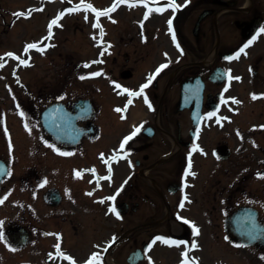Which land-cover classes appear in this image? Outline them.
I'll use <instances>...</instances> for the list:
<instances>
[{
	"label": "flooded vegetation",
	"instance_id": "obj_1",
	"mask_svg": "<svg viewBox=\"0 0 264 264\" xmlns=\"http://www.w3.org/2000/svg\"><path fill=\"white\" fill-rule=\"evenodd\" d=\"M229 1L235 7L244 2ZM198 2L208 4L211 11L200 28L198 41L202 43H199V47L202 50H206V47L210 49L214 45V36L216 43L219 31L220 40L214 59L204 63L179 61L173 64L171 69L166 66L157 74L160 65H157V60L146 59L143 46L139 44L135 45L133 50L124 52L123 66H118L121 80H124L122 75L126 76L128 73L129 78L138 77L140 72L147 80L154 76L144 93L138 96L139 107L144 110V118L139 121L140 130L128 143V147L135 152L131 162L134 164V174H127L129 179L120 187L115 203L122 219L116 227L123 233L127 225L132 224L133 234L135 233L132 240L136 244L142 241V229L153 227V223H169L167 234L177 238L184 237L189 241L193 232L188 225L183 224L189 220L181 217L188 216L195 223H202L197 217L201 207L206 205L207 198L211 199L209 209L212 214L222 208L223 201L228 211L229 208L233 210L254 200V195L248 192L247 188L250 180L249 169L238 174L240 141L247 145L252 134H244L242 139H239L237 116L230 108H226L228 114H224L220 104L225 99L222 89L226 81L216 83L209 78L217 66L226 65L229 53L243 48L245 39L241 31L247 23L256 17H261L264 22V0H251V8L244 11L238 9L241 6L222 10L224 5L216 4V0ZM164 3L166 0H152L151 7H162ZM186 12H189L187 7L180 10L178 15L184 17ZM215 14L218 16L217 21L214 20ZM163 15V12H159L162 24L159 26L157 19L153 29L145 28L146 23L142 21L137 29H125L122 37L124 45H128L137 36L141 41L142 35L151 36L153 32L162 31L165 25ZM231 18L233 26L236 25L234 31L230 28ZM143 63H148L154 68L149 72L142 67ZM230 69L237 75H245L250 79L252 77L254 81L264 80V55L256 56L246 68L243 64L233 63ZM198 76L205 80L201 101V130L196 129L192 120L191 109L195 108L196 100L192 101L191 109L180 107L182 82L187 79L193 82ZM191 85L195 86L194 83ZM145 94L151 101L150 108L146 107L149 104L145 101ZM219 94L220 98H217ZM120 99L114 96L110 101L113 109L120 104ZM218 100L219 109L214 107ZM210 112L216 115L208 117ZM222 121L225 123L222 124ZM147 126L149 127L146 128ZM228 126L231 127L229 150L226 146ZM55 148L64 151L62 146L55 145ZM225 150L229 151L226 160L230 166L223 172L215 167L212 161L219 158L220 163L223 160L221 154ZM39 151V156L33 157V163L24 168L21 178H13L12 181L11 178L7 187L0 188V198L7 197L0 207L8 205L12 209L22 211L21 215L3 220L6 232L13 234L21 227L25 228L28 241L23 249L38 253L39 264H70L59 253L55 256L57 251L71 255L77 262L88 261L93 253H97L106 264V228L110 227V223H106V199L111 195L110 191L106 192V179L102 187L95 191L91 177L78 178L77 172L62 171L59 162L55 171H47L46 151L41 147ZM247 157L249 153L242 158ZM189 158L192 159L191 169ZM143 169L148 170V176L143 173ZM226 173H230L231 178ZM224 176L227 179H224ZM18 180L24 184L21 197L19 190L14 188ZM52 189H55L54 193H50ZM182 204L189 208V212H195L197 217L183 212ZM96 205L101 206L103 211L101 215H97V223ZM173 223L180 225L174 227ZM214 223H220V219L216 218ZM6 243L9 249L18 248L13 242ZM57 244L60 245L59 249L56 248ZM12 264H15L14 261ZM24 264H30V261L27 260Z\"/></svg>",
	"mask_w": 264,
	"mask_h": 264
},
{
	"label": "rangeland",
	"instance_id": "obj_2",
	"mask_svg": "<svg viewBox=\"0 0 264 264\" xmlns=\"http://www.w3.org/2000/svg\"><path fill=\"white\" fill-rule=\"evenodd\" d=\"M74 1V0H71ZM87 2V0H85ZM98 1L101 5H104L106 3L109 2V0H96ZM20 2V3H19ZM0 3L2 4L1 8L3 10H7V7H14L13 5H18V4H22L23 1L22 0H0ZM61 4V3H60ZM22 6V5H21ZM63 7V4L60 5V7ZM17 8V7H16ZM15 8V9H16ZM55 10V8L53 9V11ZM51 15L50 13H44L43 15H39L37 17H33L31 20H27L24 22H21L19 24V27L17 25L18 28H15L13 30L12 33V37L10 39L9 42V46L11 45H17L16 40L18 37H21L22 35L26 34L29 31V36L27 40H33L35 38H37L40 35V38L42 37V33L44 32L45 29V22L48 18V16ZM80 16H82L81 13H79ZM133 14H125L122 17V20L120 21V24L117 26H110L112 29L118 27V30L111 32L112 35H110L114 40L117 37V34L120 35L121 33V28L124 26V23L128 22V18L131 17ZM3 17L4 14L2 13L0 15V22H3ZM85 18L83 17H79L77 18L75 15L69 14V16L67 18H65L63 20V26L61 28V30L59 31V36L58 37V41L56 42V44L54 45V47H51V51L46 54H37L35 56V59L37 61V63L40 62V65H44V72L43 74H45V82H50L48 88H54L56 85H58L59 87L61 85L64 86L65 81L67 80L68 82L70 81V77L72 76V85L71 86H75L78 84V82L73 78L75 75H73L75 73V63L71 62L74 58L75 61H81L84 63H80V65H85L87 63V61H85L86 59H90V58H94L98 51L99 48L96 45L95 39L100 31L99 26H97L96 24L93 23V21L91 20V23H86V21L84 20ZM19 22V21H18ZM17 22V23H18ZM183 24H185L184 28H187L189 25V20H186V22L182 21ZM7 23V22H6ZM77 28H81L82 30H84L83 33H81L82 31L78 32V34L75 33V31L77 30ZM4 28L2 26V24L0 23V34L1 32H3ZM3 39L4 38V32H3ZM187 40L189 43H192V35L191 32L189 30V33L187 34ZM48 42L53 41L51 39L48 38L47 40ZM53 46V45H52ZM8 45L4 44V45H0V48L4 49L7 48ZM20 49V48H19ZM118 50V48H117ZM3 51V50H2ZM49 51V50H48ZM1 52V51H0ZM18 52V50H17ZM104 52H106V48L104 49ZM21 53L22 52H18ZM117 53L119 54V52L117 51ZM21 59H23L22 55L20 56ZM83 69V66H82ZM84 70H86V68L84 67ZM66 73V75H65ZM72 73V74H71ZM80 75V74H79ZM67 77L66 80L63 79V77ZM70 76V77H69ZM96 81V80H95ZM42 82L44 83V81L42 80ZM70 86V84H69ZM262 89V87H261ZM4 92V89L2 88V85L0 84V98H1V93ZM103 115L104 117H101V125H105L106 126V93H104L103 95ZM257 107L256 102L253 104H247V107ZM263 106L262 104H260L258 107ZM25 123V121L23 120V124ZM21 121L15 122V125L13 126L14 131L12 133H14L15 135H11L14 136V138L12 139V143H17L20 140L21 141H25L26 139L32 138V140H35L36 137L27 129L24 130V132H21ZM99 145L97 146H102L101 143H98ZM22 148V147H21ZM20 154V153H19ZM13 162L15 165H17V167L20 168V171H24L23 169V163L24 160L21 156H14L13 157ZM103 213L102 211V207L101 206H95V214L96 215H101ZM209 224V223H207ZM207 242L210 244L209 242V237H207ZM223 242V246H222V251L223 254L227 253V250H225V248L228 249V247L226 246V243L223 241H221V243ZM215 244V240L212 242ZM208 244V247H209ZM213 245V244H212ZM7 254H5L6 256ZM23 257L21 256V259ZM5 262L6 263H12L13 260L12 258H5Z\"/></svg>",
	"mask_w": 264,
	"mask_h": 264
},
{
	"label": "snow or ice",
	"instance_id": "obj_3",
	"mask_svg": "<svg viewBox=\"0 0 264 264\" xmlns=\"http://www.w3.org/2000/svg\"><path fill=\"white\" fill-rule=\"evenodd\" d=\"M135 2H136V3H145V4H149V11H148V14H151V12L153 11V9H152V7H151V2H152V0H135ZM82 6H83L84 8H86V9H91L92 11H94V12L96 13V15H97V18H99V16H100L101 14H107V13L109 12L108 9L101 10V9L95 8V7H94L92 4H90V3H88V4H84V3H83V0H82L81 5H77L75 8H70V9H68V11H77V10H79L80 7H82ZM114 7H115V6H113V9H112V10H114ZM180 7H182V5L178 4V3L176 2V0H169V2L164 3L162 7H160V6L156 7V8H155V11L163 12V11L166 10L167 8L178 9V8H180ZM18 15H21V16L31 15V12H23V11H21V12L18 13ZM63 15H64V13L61 12L56 18H54V19L51 21V23H50V25H49V28L51 29V27H52L53 25H56V24L59 22L60 18H61ZM146 18H147V17H146ZM169 24H171V20H169ZM97 26H100V25H99V21H98V19H97ZM260 32H264V28H261V29H260ZM51 35H52V33H51V31H50V32H49V36H51ZM258 35H259V34H258ZM173 38L175 39V32H174V30H173ZM253 39H255V37H254ZM248 43L251 44L252 41H249ZM177 46L179 47V44H177ZM247 46H248V45H245L244 48H241L240 51L237 52V53L235 54V57H231V56H230V57H228L227 59L239 58L240 53H241V52H244L245 49L247 48ZM33 48H37V49H39L40 51H43V48L41 47L40 42H32V43H28L27 46H26L25 51H28L29 49H33ZM181 50H182V49H181ZM5 55L16 57V59L19 60L20 63H22V64H24V65H28V64L30 63V59H21V57L17 56L16 53H14V52H8V53H6ZM0 60H2V57H0ZM166 66H167L166 64L161 65L160 68L157 69V74L159 73V71H160L162 68H164V67H166ZM0 67H3V63H0ZM227 71H228L229 73H231V69H228ZM90 75L95 76V75H99V73H97V72H92V73H90ZM82 78H83V77H82ZM153 78H154V76H150L148 82H147L146 84L142 85V86L140 87L139 91H134V90L129 89V88H124V91H125V92H129L132 96H139V95H141L142 93H144V89L148 87V84L151 83V80H152ZM232 78H233V77H231V76L229 75V80H231ZM235 79H241V78H240V77H235ZM113 83H115V81H113ZM118 86H119V87H123V85H118ZM225 90H227V89H225ZM252 95H253V99L257 98V94H256V93H253ZM260 95H264V93H261ZM229 99H233V100H235V102H236L237 104L241 103V101H239V100L236 99L235 97H230ZM145 101L149 104V107H151V101L147 99L146 94H145ZM21 115H22V116L24 115V112H23V111H21ZM207 115H208V117H212V116L216 115V113H214V112H210V113H208ZM134 127H135V126H134ZM261 127H264V125H262ZM139 130H140L139 127H136L135 130H134L132 133H130L128 136H126V137L124 138V141H123V143L120 145V147L123 148V147L128 143V141L131 140V139L136 135V133H137ZM29 131H31V128H29ZM197 135H198V134H197ZM56 150H57V151H60L59 148H57ZM113 159H115V157H113ZM189 169H191V159L189 160ZM92 171L95 172V171H96L95 168H93ZM109 171H111V168H109ZM9 174H10V173H9ZM193 174H194V173H193ZM77 175H80V173L78 172ZM186 175H187V174H186ZM259 175L264 176V173H260ZM107 178H108V179H111V177H107ZM45 182H46V181H45ZM6 198H7V197L0 198V204H2V203L4 202V199H6ZM108 199L115 200V196L109 197ZM185 199H186V200L188 199L187 195H185ZM181 207H183V204L181 205ZM112 211H116V210H115V207L112 208ZM116 214L119 216V212H116ZM181 219H185V218H184V217H181ZM249 219L252 220L253 227H255V223H256V222H255L254 217H253V216H250ZM188 223L192 225L193 229H194V230L196 231V233L198 234V233H199V228L196 226V224H195L193 221H191V220H189ZM155 239H156V240L163 241V242L166 243V244H174V245L187 244V243H188L187 241L175 240V239H173V238H171V237H167V236H158V237H156ZM154 243H155V240L153 241V244H154ZM9 246L11 247V245H9ZM198 246H199V245H198L196 242H193V243L191 244V247H192V248H196V247H198ZM98 247H99V246H98ZM151 247H152V245L150 244V245H149V248H151ZM56 248L59 249V248H60V245L57 244V245H56ZM188 252H189V250H185V251H184V253H183V255H184V261H182V264H189V262H191V264H197V260H196V258H195V257H191V258H189ZM59 255H60L61 257H65V256H66L67 260L72 261V264H76V261L74 260V258H73L71 255H66L63 251H60V252H59ZM149 259H151V257H149ZM98 261H99V264H103V261H102L101 256H100L99 254H97V253H93L91 259H90L89 261H87L86 264H97Z\"/></svg>",
	"mask_w": 264,
	"mask_h": 264
}]
</instances>
